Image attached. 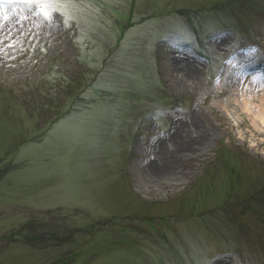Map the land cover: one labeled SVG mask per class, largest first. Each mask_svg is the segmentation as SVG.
<instances>
[{"label": "rangeland", "instance_id": "374dc122", "mask_svg": "<svg viewBox=\"0 0 264 264\" xmlns=\"http://www.w3.org/2000/svg\"><path fill=\"white\" fill-rule=\"evenodd\" d=\"M0 3V264H264V0Z\"/></svg>", "mask_w": 264, "mask_h": 264}, {"label": "bare ground", "instance_id": "6f19581e", "mask_svg": "<svg viewBox=\"0 0 264 264\" xmlns=\"http://www.w3.org/2000/svg\"><path fill=\"white\" fill-rule=\"evenodd\" d=\"M238 102L251 112L253 122L264 127V80L258 74L242 75L240 81Z\"/></svg>", "mask_w": 264, "mask_h": 264}, {"label": "snow or ice", "instance_id": "6c2138e0", "mask_svg": "<svg viewBox=\"0 0 264 264\" xmlns=\"http://www.w3.org/2000/svg\"><path fill=\"white\" fill-rule=\"evenodd\" d=\"M84 0H0V3H24L31 7L37 5L40 8L38 15H42L45 19L51 20L52 12L61 11L62 15H69V10L75 8Z\"/></svg>", "mask_w": 264, "mask_h": 264}]
</instances>
